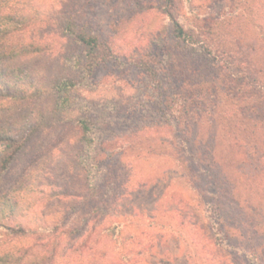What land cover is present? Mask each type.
I'll use <instances>...</instances> for the list:
<instances>
[{
  "label": "rangeland",
  "instance_id": "1",
  "mask_svg": "<svg viewBox=\"0 0 264 264\" xmlns=\"http://www.w3.org/2000/svg\"><path fill=\"white\" fill-rule=\"evenodd\" d=\"M255 2L0 0V82L18 98L30 96L0 109L20 116L18 129L29 120L56 121L50 86L80 79L79 114L94 122L92 151L73 122L42 125L0 190L18 182L35 223L73 206L75 220L89 196L79 163L90 156L95 175L111 167L117 198L108 214L134 239L129 262L218 264L211 260L220 246L217 257L227 264H243L235 256L244 264L261 256L264 264V49ZM7 18L25 27L4 34ZM67 22L99 41L92 77L76 65ZM176 24L183 38H175ZM181 110L187 126L170 119ZM217 189L230 202L217 201Z\"/></svg>",
  "mask_w": 264,
  "mask_h": 264
},
{
  "label": "trees",
  "instance_id": "2",
  "mask_svg": "<svg viewBox=\"0 0 264 264\" xmlns=\"http://www.w3.org/2000/svg\"><path fill=\"white\" fill-rule=\"evenodd\" d=\"M255 1L256 10L261 15L260 23L255 28L258 30V38L263 43L261 48L264 49V2ZM5 21V24L2 25L4 34L10 35L22 30V26L25 27L24 22L14 18H7ZM62 29L64 34L73 39L79 49L80 58L77 59L76 65L81 68L80 71L83 75L92 77L101 59L97 37L78 31L71 22L65 23ZM173 34L178 39L185 36L177 24ZM4 74V71L1 70L0 79H3ZM82 91L80 79L59 80L50 86L49 94L53 99L52 112L56 121H50L48 117H45L44 123L35 124L29 120L18 129L17 127L20 126L18 123L16 126L15 123L20 116L10 115L8 110L0 109V184L4 173L23 153L30 142L29 140L40 133L39 128L42 125L49 128L56 123L63 125L73 122L80 135L79 141L87 149H91L94 142V122L84 117V114H79V111L84 108L81 103ZM25 98L30 100V96L18 98L6 84L0 82V106L10 105L11 101L17 99L23 101ZM165 106L171 109L168 102ZM71 115L73 117H70ZM176 117L183 118L180 124L185 122V126H187L189 121H183L186 116L182 110L177 111L176 116H171L170 119H176ZM181 125L180 133L186 135L187 128ZM188 157L191 162L197 158L193 154ZM199 157L207 158L202 155ZM90 159V156H85L79 163L82 166L80 167L81 175L85 180L86 193H89V196L80 204L82 209L76 213L75 220H71L74 218H72V213L77 212L74 210L76 207L73 206L68 209L69 211L61 210L52 215L50 213L42 214L43 221L39 224L35 223L36 221L30 217L21 204L18 182L5 185L0 190V264H135L127 260L132 255V251L126 247L127 244H133L134 239H128L122 227L115 224L108 214V205L110 203L112 205L116 200L114 198H117L116 188H112L113 182L110 180L111 167L102 175L97 176L92 173L94 168L90 165ZM222 174L223 170H220L219 175ZM89 182L93 184L90 185ZM222 184L228 185L226 182ZM215 191L217 201L230 202L229 198L232 199L228 194L227 196L223 195L225 190L217 189ZM60 195L62 199L69 197L66 191H62ZM19 241L25 242L28 246L15 249L14 247L7 248L12 242L18 243ZM218 248H216L218 254L224 255V252ZM143 250H138L137 255L142 254ZM217 255L212 257V262L227 264L221 260V256L217 257ZM117 257L118 259H116ZM260 258L262 257L256 258V264H263L261 263L263 260ZM219 261L221 262L219 263ZM235 262L244 264V260L236 256ZM161 263L170 264L168 259L161 260Z\"/></svg>",
  "mask_w": 264,
  "mask_h": 264
}]
</instances>
